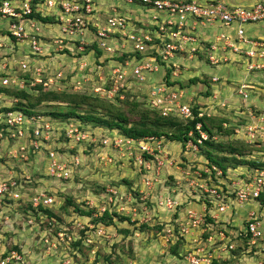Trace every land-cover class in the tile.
I'll return each mask as SVG.
<instances>
[{"label":"built area","instance_id":"1","mask_svg":"<svg viewBox=\"0 0 264 264\" xmlns=\"http://www.w3.org/2000/svg\"><path fill=\"white\" fill-rule=\"evenodd\" d=\"M122 1L128 4L139 3L151 9L154 13L151 15L150 25L145 26V28L138 27L131 22L128 16L113 5H110L108 7L109 12L102 16L96 0H43L42 3L46 7L52 8L55 6L59 10L57 14L58 34L51 41L52 48L40 38V24L30 16L34 9L40 10V3L34 0H0V18L7 20L8 37L13 39L16 45L25 44L29 49L28 53L23 56L25 60L19 61L21 70L31 71L30 76L33 78V83L47 88L54 84L56 90H60L59 83H64V71L58 67L51 69L45 64L32 63L30 56H46L53 50L64 48L73 53L74 49L70 45L73 44L74 46V40H78L77 51H81L88 40L94 39L105 54H112L118 48L121 50L130 48V53L137 52L141 55L139 59L131 56L125 59L123 64L109 62L106 65L109 70L105 74L100 73V63L95 59L87 58L88 53L84 61L77 62L78 67L76 68L83 75H85L88 66L97 62L96 68L99 72L100 82L93 88V91L96 92L95 94L100 93L101 96L108 99L115 98V96L120 99L123 98V92L126 87L130 86V83L145 86L148 82H153L150 75L154 72L158 73V79L163 78L164 75L159 74L163 68L158 65L156 56L152 54L154 51L162 60L166 61L165 63L169 64L166 66L171 68V74L183 72H180L183 66L186 67V64L182 62L183 55L192 58L197 52L203 53L207 62L213 66L234 62L239 63L247 71L264 70V38L252 41L244 35L243 28V25L247 23L264 20V0H258L248 5L228 4L221 0ZM213 22H219L223 25H237L234 40L223 32L216 37V42L203 41L196 36L193 29L196 24ZM242 42H249L252 46L243 49L240 47ZM90 51L93 53V50ZM229 51L244 60L242 58L231 59L228 55ZM45 58L50 59V57ZM29 61L30 65H28ZM32 64L35 66H32ZM86 75L90 76L89 74ZM217 79V76L211 77L212 81ZM10 81V77L7 75H0V86H8ZM245 87L246 85H241L238 92L245 95L246 93L242 91V88ZM71 89L74 90L73 92L78 90L74 89L73 85H71ZM184 93L185 91L178 85L167 87L165 83L148 84L146 87V102L151 108L157 109L164 116L173 115L180 118H191L193 114L192 105L189 103L191 98L187 101L183 100ZM204 110V108L200 110L197 115L204 114ZM248 123L249 125L245 126L246 137L253 138L255 137V122L249 120L246 124ZM62 124L38 113L34 109L27 112L0 104V159H2L0 160V221L6 223L11 221L10 218H14V216L9 218V215L1 208L7 207L8 210L11 201L20 197H24L26 201L31 202L32 207H37L39 204L49 205L55 200L54 195L47 194L48 191L45 189L35 190L30 196L26 191H20V189H27L26 182L30 181V176L21 173V168L16 161L23 160L29 161V163L46 161V173L44 171V174L50 180L59 182L70 178L72 169L81 165L79 154L76 153L70 158H66L64 152H62L63 156L54 150V144L56 141L60 142V136L64 143L67 141L79 143L86 140L92 150H97V153L94 151L97 160L110 161L106 156V151L109 146H112L118 158L128 153L129 156L126 159H134L137 164L139 162L138 169L142 167L144 170H148L141 163V157L150 159L153 163L151 168H155L156 173L166 164L170 165L172 163V160L168 159L167 154L164 153L162 143L160 141L152 142L158 137L147 136L141 139H133L119 134L120 138H110L108 133H104L99 137V134L96 135L88 129H81V126L76 122L67 123V127L63 126V130L60 131L58 127ZM195 128L200 134L197 138V142L200 143L207 138V133L200 129L199 123L196 124ZM87 132L95 135L92 136ZM188 134L190 135L191 132ZM187 143L192 144L191 147L193 148L197 147L191 140H188ZM64 147L66 146L64 145ZM41 151L44 152V156H41ZM30 155H32V159H30ZM6 160L8 162L12 161L16 165L13 163L5 165ZM14 168L15 170H13ZM206 171H208L207 168ZM218 171L220 170L217 169L216 173ZM246 178L247 180L242 178L240 181L232 182V189L224 191H220L222 190L221 186H209L206 182H201L199 185L203 188V192H195L193 199L195 202L202 203L203 209L200 211L196 209L187 211V214L181 217L177 228L173 225L164 228L163 234L166 236L169 237L175 234L186 238L190 244L195 246L192 252L188 253V260L191 264H210L212 257L221 259L223 258L222 254L225 253L228 257L231 250L236 248L238 239L246 241L245 252L252 250V246L256 241L263 245L262 248L264 247V213L259 211L261 203L258 200L260 195L264 197V169H256L254 176ZM142 183L151 187L150 180L146 181L144 179ZM22 184H26V187L24 188ZM230 191L231 193H228ZM105 192L108 193L109 197L107 199L110 201L103 200L105 204L102 205V210L107 208L106 204L113 203V199L117 200V197H119L121 203L124 198L118 187H110V190L106 189ZM192 195L193 193H191ZM206 199L208 202L213 199V204L207 206ZM251 200H254V203L250 205L251 207L243 216V220L241 219L240 224L229 225L230 214L232 215L237 208L250 204ZM153 202L156 207L166 213L174 211L175 207L181 203L171 199L168 194L154 197ZM222 214H226L228 219L220 218ZM95 215L93 214V216ZM221 221L224 224H220ZM26 222L28 223L27 226H30L33 220L28 219ZM85 225L89 228L93 227L90 222L85 223ZM83 226L81 225V228ZM1 230L3 232L7 231L3 228ZM10 231L12 230L10 229ZM103 231H105V227L99 225L92 231L87 232L85 239L87 240L89 237L98 235ZM13 232L20 231L16 229ZM207 232L208 235L213 233L217 236V239L211 238L210 235L207 236L206 241L203 240L200 235ZM33 233L36 232L33 231ZM91 233L95 235H90ZM197 233H200L198 237ZM1 237L2 234H0V264H29L26 263L28 255L25 254V250L21 248L17 250L12 247L13 245L5 247L4 242H1ZM55 237L57 242L72 240L71 236L64 231H58ZM77 237H79V234ZM40 240L47 243L50 238L47 239L44 235ZM199 242L204 246H199ZM214 250L220 251L218 255L213 253ZM74 262L79 264L80 261L74 260ZM61 264L70 263L69 260H63Z\"/></svg>","mask_w":264,"mask_h":264},{"label":"rangeland","instance_id":"2","mask_svg":"<svg viewBox=\"0 0 264 264\" xmlns=\"http://www.w3.org/2000/svg\"><path fill=\"white\" fill-rule=\"evenodd\" d=\"M222 1L229 3L227 0ZM43 23L44 24H41L40 28L42 29L40 38L44 42L52 41L54 39L52 31L47 29L54 28V25L57 27V23H53L52 26H48L51 23ZM258 24L263 23L258 22ZM247 25L249 24H246L245 26ZM6 26L7 20L0 18V74H7V76L10 77L11 81L7 87H11L13 90L24 88V90L31 95L32 98L30 100L34 101L40 93L38 89H35L38 84L33 83L32 77L29 79L27 75H24L19 63L20 60H25L23 56L28 53L29 49L24 44V49L21 50L18 48V45L15 44L13 39L10 37L7 39L8 32ZM48 45H50L51 48L53 47L51 43ZM70 47L73 49V44L70 45ZM45 57H50V59H46ZM87 58L96 60L92 51L88 52ZM30 59L32 63L38 65L45 64L51 69L58 67L64 71V83H59L60 90L58 91H74L71 89V85H73L74 89H78L75 91L85 92L91 95V97L97 96L101 102L104 101L105 103H111L117 107H126L125 101L119 102L113 100L114 98L108 99L101 96L100 93L98 95L95 94L96 92L93 91V88L100 82L98 78L99 72L96 68L97 62L88 66L85 75H83V73L76 67H78L77 61L81 62L85 59H74L70 53L65 52L63 49L53 50L46 56H30ZM230 63L232 64V62ZM235 64L237 63H233V65ZM28 65H30V61ZM99 65L101 66L99 68L100 73L105 74V72L109 70L108 66H106L107 63H100ZM32 66L35 65L32 64ZM222 66L224 68L227 67V65ZM199 69L200 66L189 67L190 72H188V70L184 71L182 73L184 76L183 78L181 73L177 72V74H171L172 79H175V77L178 76L183 82L184 87H186L185 91L187 94L184 93L183 100L187 101L191 98L189 103H191L192 106L205 103L203 105V108L205 109L204 113H208L215 117H226V119H228L226 124H223L226 127L223 128L222 132L214 133L212 139L226 143L235 142L237 140L236 138L239 136L244 139L247 144L252 143V146L245 149L248 153L239 156V159L264 161V103H262L264 102V84L260 86L250 83L254 87L242 88V91L246 93L245 95H242L238 90L243 84L240 85L241 82L238 80H234L233 84L229 81L226 83L222 82L221 84L219 80L221 78L217 75H212L217 76L218 81L213 82L216 87L210 86L212 80L208 78L201 69ZM227 72L228 68L225 69V73ZM192 73H195L196 75H193ZM86 74H89L90 76ZM159 74L165 75L164 68L160 70ZM157 76L158 73L152 74L150 75V79H154ZM22 78L27 79L26 82L24 80L22 81ZM205 78H207L208 81H211L208 86L204 83L206 81ZM191 79H194V82H191ZM147 85L148 84L145 86L135 84L134 87L131 88L132 98L127 99L126 101H135L139 104V108L151 111L146 107L144 101H142L146 94ZM256 87H261V89H256ZM52 89L56 90L54 84L48 88L45 86L41 90ZM206 89L210 91L208 96L205 95ZM257 91L260 93H257ZM17 99L7 94H0V104L3 105L13 106L17 103ZM121 99H124V97ZM20 101L25 104L27 103V100L22 98ZM259 103H262L261 106ZM65 105L64 102L41 100L38 104L31 106V108H34L38 113H42L51 118L52 116L48 114L50 110L64 109ZM93 110L95 113L102 115L101 107L91 108L87 103L81 105L77 109V112L84 114ZM240 119L244 120L243 124H240ZM248 119L251 122H255V137L253 138L246 137L247 131H245V126L249 125V123L246 124V122L249 121ZM59 120L60 118H57L56 122L60 123ZM69 122H76L78 125L85 127L84 129L88 128V131L94 132L96 135L99 134V137L104 133H108L110 138H120V133L117 129L109 130L110 132H102L99 128L101 126L93 127L91 122L81 120L75 116L69 118L67 122H63L58 129L62 131L63 126L67 127V123ZM90 132L87 133L92 136L95 135ZM155 141H160L162 143L164 153L167 154L168 159L172 160L170 165L166 164L158 170V173L155 172V168H151L153 163L147 157H141V163L146 169H148L147 171L142 167L138 169L137 165L139 162L137 164L136 160L126 159L129 156L128 153H125L124 156L118 158L116 156L117 153L112 149V146H109L106 151V156L110 161L102 160L99 157L98 159L100 160H97L95 159L97 150H92L88 146L86 140L80 141L79 143L68 141L64 143L61 136L60 142L56 141L54 144V149L59 148L60 151L63 150L62 152H66V158H70L76 153L79 154L80 166H82V168L78 166L79 170L71 174L67 185L61 184L59 181L50 180L49 177L44 174L46 161H33L31 163L23 160L16 161L21 168V173L30 176V181L26 182L28 185L26 192L33 193V191L38 189L54 191L53 193L56 199L54 210L57 211L63 219L61 225L68 226V228L71 229L68 234L72 239L74 237L77 238V235L80 234L79 229L81 228V225L89 223V218L79 216L77 208L85 211L93 207L96 203V208L99 211H102L103 208L101 207L105 204L103 200L110 201L107 199L109 197L108 193L105 192L106 189L109 191L110 187L120 188L124 198L121 203L119 202V197H117V200L113 199V203H111H115L114 205L106 204L107 209H111V212L114 211V213L117 214L113 220V226H110V228L107 229L108 232L105 229V231L98 235L91 233L90 235L95 236L89 237L87 240L84 239L85 241H83L84 247L81 257L77 256L75 258L72 253L66 251V247L69 246L71 240L67 242H57L55 241L56 238H50L52 233V228L50 227L46 229V232L43 231L39 233V231H37L36 233H33V230L30 226H27L28 223L22 217L14 216V218H10L11 214L7 210V207H2L1 209L9 215L11 221H7L6 223L0 221V234H2L1 242H4L5 247H9L13 245L12 243H8L11 238H19L18 244L21 246V249H28L25 254L28 255L26 263L29 264H61L63 260H69L70 264H75V259L80 261L79 264H191L188 260V253L192 252L195 246L190 244L186 238L176 236L175 234L168 237L161 232H163V228L171 227L172 225L177 228L181 217L186 215L187 211H192L194 209V204H196V202L193 197L195 192H203V188H201L199 184L204 182L196 179L197 177L206 178L208 175L205 176L202 172H205L208 167H204L205 164L203 160H205V158L200 155L199 151H197L198 147H191L193 146L192 144H182L178 140H170L164 136H159L152 142L155 143ZM64 145L66 147H64ZM94 151H96V153H94ZM62 152H59L58 154L63 155ZM218 153L219 155L226 154L225 156H228L226 152ZM7 163H13L16 165V163L12 161L8 162L6 160L5 165H7ZM147 163H149L148 166ZM250 169H254L250 163L241 162V164L227 168L225 175L218 178V180L222 182L224 181L225 184H230L226 185L227 190L232 189V182L240 181L242 178L246 179V177L250 178L256 174V169L253 171ZM13 170H15V168ZM219 172L220 171L216 173L217 176H219ZM212 178V184L218 182V180L217 182L214 180V177ZM144 179L146 181H151V187H148V185L145 186L142 183V180ZM112 185H115V187ZM191 193H193L192 196ZM161 194H168L171 199L181 203L175 207L174 211L169 213H166L165 211L163 212L156 207L153 202L154 197ZM89 195L92 196L87 197L86 200H82ZM96 196L98 197L95 200ZM64 197H70L73 202V205L70 204L68 206L66 204L67 210L61 209V206L65 202ZM25 202L26 201L21 205L23 206ZM249 203L253 204L254 200H251ZM74 205L77 208H74ZM259 206V211L264 212V205ZM120 217H123L124 219L122 220ZM68 221L70 222L67 224ZM5 224H7L8 227L5 226ZM2 228L7 231L3 232L1 230ZM10 229L12 231H10ZM16 229H19L20 232H13V230ZM43 234L46 235L47 239L50 238L47 243L41 242L42 240H40L44 236ZM199 235L200 233H197V237ZM210 235L211 238L217 239V236L213 233L208 235V232L203 233L200 237L206 241L207 236ZM236 244V249L239 248L241 251V249L246 246V241L244 239H238ZM199 246L204 245H201L199 242ZM262 246L263 245H260L259 242L256 241L254 246H252V250L249 253H245L244 257H242L240 253H237L235 257L229 258L228 260L225 253L222 254L223 258L221 261L225 259V264H251V260H255L254 257H256V260L261 261L259 264H264V247L262 248ZM172 249H175L177 254L173 255L171 252ZM258 250L260 252L254 253ZM219 252L214 250L213 253L218 255Z\"/></svg>","mask_w":264,"mask_h":264},{"label":"trees","instance_id":"3","mask_svg":"<svg viewBox=\"0 0 264 264\" xmlns=\"http://www.w3.org/2000/svg\"><path fill=\"white\" fill-rule=\"evenodd\" d=\"M34 1L40 3L39 5L40 10L37 11L34 9L33 13L30 16L35 18V20H37L38 22L39 20L42 22H54L55 21L54 16L44 14L43 12L44 9H42L43 0H34ZM74 41L75 42H73L74 43L73 53L69 52V50L65 48L63 49L65 50V52L70 53L74 59H77V58H80L81 60L84 59L86 54L90 50H93V55L96 58L97 62L103 63V64H106V63L108 64L109 62L123 64L124 60L131 56H135V59H139L141 57V55L138 54L137 52L130 53V48H127L124 50H121L118 48V49H115L114 53L112 54H109V55L104 54V51L98 46L97 41L94 39H91V41L88 40V43H86L83 46V49L81 51H76L78 40H74ZM69 43L71 42L69 41ZM152 54L156 56L158 65L164 68L165 75L163 76L162 79H158V76H157L156 78L153 79V82H150L147 84L153 85V84L165 83L167 87L178 85L180 88H182L185 91L186 87H184L183 82L179 78H175V79L171 78V68L166 66L168 63H165L166 61L162 60L155 51L152 52ZM22 72L24 73V75H27L29 79L31 78L30 76L31 71L27 70V71H22ZM152 74H156V73L154 72ZM205 79L206 81L204 83L205 85L207 84L208 86V84H210L211 81H208L207 78ZM22 80L26 82L27 79L22 78ZM190 81L194 82V79H191ZM216 81H212V82H216ZM130 82L132 81L130 80ZM133 87L134 85L131 83H130V86L126 87L125 91L123 92L124 99H120L118 98V96H115V98L113 99L119 102L125 101L127 108L117 107L111 103H105L104 101L101 102L100 99L97 98V96L91 97V95L85 92H73V91H63V90L56 91L54 89L42 91L41 89L43 87H41V85H37L35 88V89H38L40 93L34 101L30 100L32 97L26 90H24V88L13 90L11 89V87L0 86V94L3 93L5 95L6 94L10 95L11 97H14L16 99L18 98L19 100L17 99V103L11 106V108H18V109H21L27 112L28 110L33 111L34 108H31V106L38 104L41 100L64 102L66 104L64 109H61V108L52 109L48 112V114H50L53 117V118L51 117L53 121H57V118L58 119L60 118L59 120L60 123L67 122L69 118H71L72 116H75L77 118H80L81 120L91 122V124H93L92 125L93 127L101 126L99 128L101 129L102 132L117 129V131L120 134H122L124 137H130L133 139H140V138L147 137V136H153V137L154 136L155 137L164 136L170 140H178L182 144H186L188 140H191L198 147L197 151H199L200 155H202L205 158V160H203L205 164L204 167L205 168L208 167V171L202 172L205 176L206 175L208 176L206 178L197 177L196 180L204 181L209 186H214V185L221 186L222 190L220 191L226 190L227 188L226 185H230V184H225L224 181L222 182L218 180V178L225 175V173L227 172L226 171L227 168L234 167L237 164H241V162H243V163H250L252 165V168L254 169H264V161L239 159V156L243 155L244 153H248L246 152L245 149L248 148L249 146H252V143L247 144L245 140L240 138L239 136L236 138L237 140L235 142L222 143L220 141H215V139H212V136L214 133L222 132L223 128L226 127L223 124H226L228 119H226V117H215V116H212L206 113L202 114L201 116H198L197 113L200 110H202L203 105L205 103H200L199 105L192 106L193 114L191 118L190 117L180 118L178 116H173V115L164 116L157 109L151 108L147 104L146 102L147 94H145L144 100L142 101H144V104L146 105V107L149 108L151 111L139 108L138 106L139 104L135 101H126L127 99L132 98L131 88ZM205 93H206L205 95L208 96L210 94V91L206 89ZM21 98L24 100H27V103L26 104L22 103V101H20ZM90 98H93V99H90ZM84 103H87L91 108L101 107L102 115L95 113L94 110L88 113H84V114L77 112V109ZM197 123L200 124V129L203 132L207 133V138L202 140L200 143L197 142V138L200 135L197 129L195 128ZM243 123H244V120L240 119V124H243ZM84 128L85 127L81 126V129H84ZM189 132H191L190 135L188 134ZM54 150L57 153L63 151V150L60 151L59 148L54 149ZM218 152H226L228 156H225L226 154L219 155ZM40 154L41 156H44L43 151H41ZM263 154H264V151H263ZM30 159H32V155H30ZM79 167L82 168V166H79ZM217 169L220 170L219 176L216 175ZM254 169H250V170L253 171ZM77 170H79L78 167L73 168L72 173ZM212 177H214V180L216 182L218 180V182L212 184L211 183L213 181ZM68 181H69V178L66 180H61L60 183L67 185ZM22 185L24 188L26 187V184H22ZM112 186L115 187V185H112ZM26 190L20 189V191H26ZM53 192L54 191L51 190V191H48L47 194L54 195ZM26 193L29 196L32 195L31 192H26ZM228 193H231V191ZM188 194H189V191H188ZM90 196L92 195L86 196L82 200H86V198ZM97 197L98 196L95 197V200L97 199ZM258 200L260 201L261 205H264L263 195H260L258 197ZM24 201H26L24 197H20L17 200L11 201V204L8 207V211L10 212L11 217L17 215V216L22 217L24 220L32 219L33 223L30 224V228L33 229V231L35 232L37 231H39V233L42 231L45 232L46 229H48L49 227L52 228V233H51L50 238L52 237L56 238L55 236L58 231H64L67 233L70 232L71 229L68 228V226L61 225L63 222V219L59 215V213L54 210L56 199L49 205L39 204L37 207H32L31 202L29 201H26L25 204L22 206L21 204ZM206 201L207 199L205 200V202ZM213 202H214L213 199H211L210 202L207 201V206H211ZM66 204L68 206L70 204L73 205L72 199L70 197L65 198V202L61 206L62 210H67ZM74 208H77V207L74 205ZM77 210L79 212L78 214L80 217L89 218V222L93 224V227L89 228L88 226L84 225L82 228L79 229L80 231L79 237L72 239L69 242V246L66 247L67 248L66 251H69L70 253H72L75 258L77 256L81 257V253L84 247L83 241H85L84 239L87 237L86 236L87 232L92 231L99 225H103L107 231V229L110 228V226H113L112 225L113 220L117 216V214L114 213V211L112 212L110 211L111 209L106 208L105 210L99 211L96 208V206L91 207L85 211L79 208H77ZM93 214H96V215L93 216ZM120 218H122V220L124 219L123 217H120ZM69 222L70 221H68L67 224ZM219 223L224 224L222 223V221ZM12 247L19 250V247L15 244H13ZM234 250H233V253L235 255H237V253H240L239 248L234 249ZM171 252L172 254H177V251L175 249H172ZM221 259L212 257L210 264H225L224 262L225 259L222 261Z\"/></svg>","mask_w":264,"mask_h":264},{"label":"crops","instance_id":"4","mask_svg":"<svg viewBox=\"0 0 264 264\" xmlns=\"http://www.w3.org/2000/svg\"><path fill=\"white\" fill-rule=\"evenodd\" d=\"M198 1H203V0H198ZM222 1V0H221ZM229 3L228 4H238V5H248L251 4L255 1L258 0H227ZM226 2V1H223ZM97 6L98 8L101 10L100 14L103 16L105 15L107 12H109L108 7L110 5L115 6L120 12H122L124 15L128 16L131 20L132 23H135L138 27L140 28H145V26L150 25L151 23V15L154 13L151 9L147 8L144 5L138 4V3H132V4H128L125 3L122 0H96ZM227 3V2H226ZM42 9H46L44 14L45 15H52L54 16L55 21L54 22H47V23H51L48 26H52L53 23H57V27L54 25V28H50L47 29L49 31H52V35L56 36L58 34V18H57V14H58V9L54 6L52 8H48L46 7V5L43 3L42 5ZM258 22H261L263 24H258ZM255 23H247L249 25L245 26L243 25L244 28V35L248 38L251 39L252 41L254 40H258V39H263L264 38V20L262 21H258ZM40 24V28H41V24H44L42 21L39 20L38 22ZM56 27V28H55ZM237 25L235 24H231V25H223L220 24L219 22H213V23H198L196 24L193 29L195 31L196 36L203 40V41H212V42H216V37L223 33L228 34L232 40H234V37H236V29H237ZM42 30V29H41ZM7 39H9V37L7 36ZM47 44H50L51 41H47ZM52 44V43H51ZM24 44L20 45L18 44V48L19 49H24L23 47ZM252 44H250L249 42H242L240 44V47L245 49V48H249L251 47ZM231 51L228 52V55H230L231 59H240L242 57H239L238 55H234L232 53H230ZM182 55V54H181ZM178 56V55H176ZM184 59H182L183 63L186 64V67H182L181 71H189V67L192 68V66H200V69L202 70L203 73H205L209 78L212 75H217L218 77H220V83H226L227 81H229L230 83H234V80H238L241 84L246 85L245 88H252L254 87L253 84L256 85H260L262 86V84H264V70L263 71H247L245 68H243L239 63L233 65L234 62L231 63H227L224 65H227L226 68H224L222 65L220 66H213L210 65L206 58L205 55L201 52H198L197 54H195L192 58H188L187 56L183 55ZM243 59V58H242ZM244 60V59H243ZM228 68V72L225 73V69ZM199 69V70H200ZM222 71V72H219ZM181 72V75L182 73ZM198 72V71H196ZM221 75H219V74ZM193 75H196L195 73H192ZM184 76L182 75V78ZM251 83V84H250ZM211 86L216 87L213 82L211 83ZM256 89H261V87H256ZM257 93H260L259 91H257ZM264 103V102H262ZM262 103H259L260 106ZM250 205L252 204H247L244 205L242 207L237 208L236 210H234L233 214L229 216L230 218V222L229 225H234V223L240 224L241 219L243 218V216L246 214L247 210L250 208ZM194 209L200 211L201 209H203V204L200 202H196V204H194ZM263 209V208H262ZM264 213V212H263ZM220 218L222 219H228V216L226 214H223ZM19 239V238H18ZM18 239H13L11 238V240L8 243H12L17 245L19 248H21V246L18 244ZM25 251H28V249H24ZM256 252H260L255 251ZM174 255V254H173ZM244 257V256H242ZM255 260H251V264H259L261 261L256 260V257H254ZM254 261V262H253ZM250 264V263H247Z\"/></svg>","mask_w":264,"mask_h":264},{"label":"clouds","instance_id":"5","mask_svg":"<svg viewBox=\"0 0 264 264\" xmlns=\"http://www.w3.org/2000/svg\"><path fill=\"white\" fill-rule=\"evenodd\" d=\"M0 75H7V74H0ZM5 87V86H4ZM209 218V217H208ZM236 249V248H235ZM245 247H243L242 249H241V251H240V254H241V256H245L244 254L245 253H248V252H245ZM234 250V249H233ZM251 251V250H250ZM249 251V252H250ZM232 257H235V254L233 253V251H231L230 252V254H229V256H228V260H229V258H232Z\"/></svg>","mask_w":264,"mask_h":264}]
</instances>
